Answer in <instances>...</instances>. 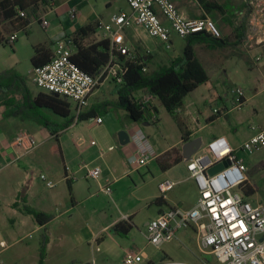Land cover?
I'll return each mask as SVG.
<instances>
[{"label":"rangeland","instance_id":"1","mask_svg":"<svg viewBox=\"0 0 264 264\" xmlns=\"http://www.w3.org/2000/svg\"><path fill=\"white\" fill-rule=\"evenodd\" d=\"M84 2L89 4V9L93 8L104 17L117 14L121 9L129 11L125 0H112L109 9L105 8L103 0ZM224 5L227 9V18H229L233 10L227 3ZM30 21L32 23L30 30L35 39V37L41 36L43 31L37 19L30 17ZM219 24L223 28H220L221 32L226 33L230 30L224 21L219 20ZM17 35L19 52L16 55L17 62L14 70L22 76L30 93L36 95L41 91L35 87L33 82L32 40L23 31ZM146 36L148 47L134 45L131 48L132 56L138 58L144 56L149 60L146 72L155 71L160 65L169 63L168 56L179 57L182 55L186 43L184 39L173 36L172 48L166 50L161 47L160 41ZM12 47L14 46L9 44L0 46V72L4 71L7 63L10 62L13 54ZM149 49L163 56L162 59L155 57L156 55L152 56ZM248 49L251 50V53L243 56L239 51L236 52L237 49L221 48L223 53L221 55L223 57L228 55V59L223 61L227 66L226 73L221 71L212 73L206 68L210 75V82L201 85L194 93L188 94L180 109V116L185 119L186 125L191 131H196L204 126L197 136L204 143L201 152L209 154L210 157L212 155L207 143L209 140L211 141L213 135H226L233 147H240L259 129H264L263 63L255 62L257 56L264 60V54L255 52L253 46H249ZM197 55H200L199 47ZM236 87L244 91L247 99L240 109L233 107L234 99L231 90ZM98 89L96 97L101 101L104 99L109 101L103 108H95L96 117L99 116L104 122L98 125L94 121L95 118L77 121L68 130L73 129L75 137L82 138L87 144L95 141L102 152L113 154L111 164L103 165L102 161L98 159L93 163L102 164L105 171L112 165L119 167L123 149L116 143L115 136L109 130L108 125L111 121H115L121 125L120 131H125V129L128 131V127L125 126L127 118L124 120L123 112L117 109L111 100L115 95V84L106 80ZM218 96L222 101H218ZM216 103L219 107H223L225 104L229 113L213 123H209L205 121V118L212 115L215 107L218 108ZM69 104L70 117H75V106L72 103ZM197 109H200L202 114H198ZM157 110V122L148 123L144 133L151 145L163 148L177 141L180 132L173 117L161 105L157 104ZM40 113L58 127H61L65 122L64 119L50 111L42 109ZM19 126L28 129L30 125L21 122ZM25 129L20 130V133L26 135L32 133ZM51 145L54 146V149L52 152L50 151L52 155L48 158V163L32 165L25 172L30 182L28 191L31 195V205L35 209H39L33 200L35 194L46 198V202H48L45 204L46 209L52 213L53 219L39 229L30 216L21 213L15 218L16 223H9L7 217L2 218L0 220L1 264H123L126 251L143 252L148 256L147 259L138 257L137 264H203L205 261L208 264H220L215 257L203 255L199 251L197 236L190 228L179 230L172 241L164 243L159 248L148 243L146 224L158 217L160 207L165 208L166 206L165 204L159 206L155 203V199L150 198L153 194L160 196L162 194L158 190L160 180H154L152 174L146 169L139 170L113 185L114 189L111 195L102 192L98 181L86 178L85 174L79 175V178L70 187L60 168L59 145L56 140L52 141V144L38 145L29 155L27 154L29 157L26 158L32 159L35 156L37 160L41 153L45 149H49L48 146ZM37 155L39 156L37 157ZM85 161L88 162V160ZM153 166L154 163H151L149 167L153 168ZM106 173L101 175V178ZM22 176L25 178V174ZM41 176H44L45 180L41 179ZM17 179L19 176L15 177V180ZM48 181L54 183L53 188L47 187L46 182ZM14 183L15 191L19 190L23 194L20 184L15 181ZM184 186L185 183L176 186L173 191L166 194L167 197L171 201L183 198L187 195L184 193ZM198 197L197 190L192 194L188 193L183 203V209H187L188 205L194 206ZM262 204L264 207V199ZM124 215H129L133 220L132 229L127 236L121 235L113 227L104 230L111 221Z\"/></svg>","mask_w":264,"mask_h":264},{"label":"built area","instance_id":"2","mask_svg":"<svg viewBox=\"0 0 264 264\" xmlns=\"http://www.w3.org/2000/svg\"><path fill=\"white\" fill-rule=\"evenodd\" d=\"M130 8L129 13L121 12L111 17L108 23L99 22L97 30L103 40L109 42V60L100 72L89 75L78 68L73 62L74 44L71 39H62L55 43L52 59L42 67L34 69L33 82L42 92L54 94L75 106L76 119L86 112L89 98L106 80L115 85H121L127 72L125 61L134 59L127 44L124 31L127 28H142L146 34L160 41L166 50L172 48V38L186 37L205 33L214 40L222 39V33L215 21L209 17H189L185 15L173 0H125ZM249 13V31L246 38L247 46L264 44V0H243ZM72 15L76 10L72 9ZM25 17L23 11L19 12ZM40 24L47 28L49 22L42 18ZM17 39L13 34L8 40L12 45ZM233 107L240 109L245 103L244 91L236 87L231 90ZM139 105L148 107L155 98L150 94L135 96ZM219 110L215 109L214 114ZM95 123L100 125L103 120L95 117ZM155 121V118L152 119ZM145 134L139 130L134 135L142 147L138 154L130 158L129 163L137 167L146 166L154 156L151 150L144 146ZM39 142L34 136L19 135L12 147L21 149L24 154L31 153ZM94 141L91 146H95ZM209 154L201 150L187 161V171L194 180L198 190V200L194 208L185 210L180 207L170 208L158 215L147 224V241L159 248L164 243L172 241L179 230L193 229L197 236L199 251L203 255H211L220 264H264V207L247 200L243 188L247 181V168L244 162L237 158L235 151L219 138L208 145ZM264 148V129L259 130L240 149L247 154H253ZM104 152H99L103 158ZM228 162L220 171L211 174L214 166ZM79 170L85 172L88 179L99 180L103 173L102 166L82 164ZM69 173L70 168L65 167ZM41 179L45 180L44 176ZM48 188L54 183L46 182ZM112 182L106 181L101 191L111 195ZM175 183L166 180L159 184L160 192L165 195L171 191ZM138 257L147 259L141 252L126 251L123 264H137Z\"/></svg>","mask_w":264,"mask_h":264},{"label":"crops","instance_id":"3","mask_svg":"<svg viewBox=\"0 0 264 264\" xmlns=\"http://www.w3.org/2000/svg\"><path fill=\"white\" fill-rule=\"evenodd\" d=\"M84 1H89V0H58V1L51 0L49 7L46 10H44V12L39 13L40 19H38V22H39V26L41 27L43 31V34H41V36L35 37L34 39V35L31 33V30H30L32 23L23 31L32 40V46H31L32 53H33V47L37 45L47 46L49 47L50 51L53 53L55 43L59 40L68 38V39H76V43L73 49V53L75 54L77 51L76 46L86 47V46L95 44L97 42L103 41L102 34L100 33L99 30H97V25L99 22L108 23L112 16L117 15L121 12H125V13L130 12V8H129V11H125L124 9H121V11H119L117 14H113L110 17H104L98 14L93 8L89 9L88 8L89 4ZM173 1L177 4L178 8L185 15L189 17H201L203 15H206L205 10L201 7L198 0H173ZM210 1H216L223 6H225L224 4L227 3L230 6V8L233 10V13L230 15L229 18H227L228 15H227L226 8H225L226 13L224 16L217 15V14H207L206 15L207 17H211V18H213L214 16L215 22L218 25H220L219 20L230 21V25L225 23L229 27L230 30L227 31L226 33L221 32L223 33L222 38L227 41V46H223L221 48H228V49H233V50L237 49L236 52L239 51L241 55L243 56L249 55L251 53V50L248 49V46L246 43V38H247L246 36L249 31L248 27H249L250 20L248 19V22L246 25V34L244 36L243 41H238V36H240V34L238 35L235 31V27L237 26L238 22H240V20L242 19L244 15V12H243L244 9L242 6V4H244L243 0H221V1L220 0H210ZM103 4L106 9H109L112 5V0H103ZM72 9L76 10L75 15L71 14L70 11ZM42 18L46 19L49 22V25L47 28H43L41 26L40 20ZM7 27H8V23L0 24V31L2 35L3 33H5L4 32L5 29L11 28V26L9 28ZM220 28L223 29L221 25H220ZM88 29H92V30H88ZM80 30H83V33L78 35ZM5 31H8V30H5ZM18 33L19 32H12V34H16V35ZM124 35H125L127 44L130 47V49L134 47V45L140 46V47H144V46L148 47L146 45V37H147L146 35L147 34L142 28H127L124 31ZM17 41H18V35H17V39L12 44L14 46L12 47L13 54L11 55L10 62L7 63L4 71L9 70V69H14L16 66V62H17L16 55L19 52V43H17ZM15 44L17 45L15 46ZM160 44H161V47L165 48L161 42ZM198 47L200 49L199 56L197 55ZM253 47L255 49L254 50L255 52L264 54V44L253 45ZM221 48L216 47L214 44L211 46L204 45V44L195 46L196 56L199 59V61L202 63L203 67L205 68L209 76L208 82H210L211 79H210V75L207 69H209L212 73H215V72L219 73L220 71L223 73H226L227 71V66L224 64L223 61H226V59H228V55L227 56L225 55V57H223L221 55L223 54L222 51L220 50ZM150 53L152 54V56L156 55L155 57H160L161 59L163 57L160 54L155 53L152 50H150ZM174 58L176 57L168 56L169 61H171ZM145 60H147V58ZM255 62L257 64L260 62L263 63L262 71L264 74V60L262 59V57L258 58L257 56ZM167 64H162L159 67L163 65H167ZM198 88L196 90H198ZM196 90H194L192 93H194ZM98 92H99V89H96L90 96L89 106L86 112H88L91 109L98 108V107L103 108L104 105L107 102H109L107 99H104L101 101L98 97H96ZM114 93L115 95L111 100L114 103H116V101L118 100L116 89ZM145 94H146L145 91H139L135 94V96L138 97V96H142ZM11 99H13L12 100L13 104L9 105L10 104L9 101ZM92 100L93 102H91ZM218 101H222L220 96H218ZM246 101L247 99L245 98V103ZM21 103H22V98L20 97V95L14 96L10 94V92L0 91V196L3 195V197L0 198V220H2V218L4 217H7V221H9V223H16L15 218L18 217L19 213H21L18 209L13 208V205L16 202L18 204H22V200H24L23 203H25V205H28L34 208L31 205L32 202L30 200V196H31L30 191H28L30 188V182L27 179L25 171L29 170L30 166L38 164V163L47 164L49 161L48 158H50L51 157L50 155H52L50 154V151L52 152V150L54 149L53 145L48 146L49 149L48 148L45 149V151L41 153V156L37 158L36 160L35 156L32 159L26 158L29 156H27V154H24L21 149H16L12 147V142L19 135L24 134V133H20V130L25 129L22 126H19V123L21 122L23 124L28 123L30 125L28 129H25V130H29L30 132H32V133H29L28 135L34 136V138L39 142V145L41 144L47 145V143L52 144V141L54 142L55 140L58 142V145H59L58 155L60 157V162H59L60 168L63 172V176L67 184H69L70 187L72 186V183L75 182L79 178V175L85 174L84 171L79 170L80 166L82 164H89V165L92 164V166H95V165L102 166V169H103L102 176L104 173L107 172L103 178H100L97 181L101 189V187L106 184V181L110 180L112 182L111 184L112 193L114 189L113 185L118 184L125 177H128L135 172H139V170H142V169H146L147 172L152 174V177L154 180H160L159 184L166 180H170L175 183V186H174L175 188L176 186L185 183V186H184L185 195L186 194L188 195V193L192 194L197 190L194 180L190 177V174L187 171V162L185 161L184 158L181 163L173 166L171 169H169L166 172L160 171L155 161V159L159 155L163 154L169 149H172L174 147H180L182 149L183 144H185L186 142L183 141L181 133L177 141L163 148L157 145H151L148 139H146L144 146L149 148L154 156L152 157V159L149 160L146 166L137 167L135 165H131L129 163L130 158L138 154L139 148L142 147L136 140H134V135L139 130H141L144 133L145 129H147L148 123H143V124L135 123L131 121L129 118H127L125 112L122 111L124 120L127 118V120H125V126L128 127V131L126 129L125 131L130 136V142L125 146L119 145L117 134L121 130L122 127L115 121H111L110 124L108 125L109 130L111 131L113 136H115V141L118 144V146L123 147L122 154H121L122 159H121V162L119 163V167H117L116 165H112L110 167H107L104 171L103 165L105 164L107 165L108 163L111 164L113 160L112 153L110 154L104 153L103 158H100L99 152L101 150L99 149L97 143L94 141L96 143L95 146H91L92 141L90 142V144H87L86 141L83 140L82 138L75 137V133L73 132L74 131L73 129L72 130L67 129L65 131L52 134L49 130H47L45 127L40 125L39 123L40 121L34 118H31L30 116L31 113L27 109L24 111L23 117L15 116V114L18 113L17 104H21ZM224 103H225V100H224ZM157 104L161 105L159 101L155 99L152 105L153 107L157 108ZM216 104L218 107L217 109L220 112V116L217 117V115L214 114V110L216 109L215 107L213 109L212 115L207 116L205 118V121L209 123H213L220 117L225 116L229 113L227 111V106L225 104L223 105V107H219L218 103ZM180 111L181 110L178 111L179 114H180ZM197 113L202 114L200 109H197ZM211 118H216V119L213 121H210ZM156 121L157 119H155V121H152L151 119L149 123H156ZM203 128L204 126L200 127L196 131H191L189 129L191 132V134L189 135L190 137L189 141L196 139V138L201 139L200 137L197 136V133ZM219 138H223L226 141V143L235 151V155L237 156V158L242 160L244 164L246 165L247 181L245 183V187L243 188V193L246 196L247 200L253 204L263 205L262 200L264 199V148L253 154H247L240 149L241 146L233 147L231 143L229 142V139L227 138L226 135H220V136L213 135L211 137V141L209 140L207 144L209 145L211 142ZM203 145L204 143L202 140V146ZM38 156L39 155H37V157ZM97 159L101 160L103 165L93 164L95 163V161H97ZM85 160H88V162ZM151 163H154L153 168L149 167ZM66 166L70 168L69 173L65 172ZM24 174H25V178H23L22 176ZM16 176H19V179L15 180ZM14 181L20 184V188H23L22 189L23 194H21L19 190L15 191ZM159 184H158V190H159ZM174 188L171 191H173ZM246 192H249V195H246ZM160 194L162 193L160 192ZM166 194L165 195L162 194V196H160L159 194H153L150 197L152 198V200L157 199V198H162L164 200V204L166 207L165 208L160 207L158 215L162 212L167 211L170 208H174V207H180L182 209L184 208L183 203H184L185 198H187V195L183 196V198L177 199L176 201H171L167 197ZM33 200L35 204H37L36 206H39L38 207L39 209H36L37 211H41L47 214H52L50 211H47L48 209H46L47 207L45 204L48 203L46 202V198L35 194V196H33ZM195 205L194 206L188 205L187 209L185 208V210L192 209L195 207ZM26 216H29V215H26ZM31 218L33 219V217ZM129 218H131V221L133 222L132 217H130L129 215H124L121 218L111 221L104 228V230L114 227L119 222L127 221ZM33 221L35 224H37L34 219ZM44 226L38 225V228L41 229ZM191 230L195 234V231L193 229ZM196 240H197V237H196ZM206 256H211V255L208 254ZM203 264H208V263L207 261H205Z\"/></svg>","mask_w":264,"mask_h":264},{"label":"trees","instance_id":"4","mask_svg":"<svg viewBox=\"0 0 264 264\" xmlns=\"http://www.w3.org/2000/svg\"><path fill=\"white\" fill-rule=\"evenodd\" d=\"M201 7L207 14H217L224 16L226 13L225 6L216 1L198 0ZM51 3V0H0V24L8 23L11 28L8 31L1 33L0 31V46L8 45V40L12 36V32H22L30 24V17L40 19V11L44 12ZM244 15L240 22L235 27L238 36V41H243L246 34V25L249 19V10H246L245 4H242ZM23 11L25 17H21L19 12ZM27 12V13H26ZM203 15L202 17H207ZM215 21V17L212 18ZM224 21V20H223ZM216 23V22H215ZM230 25V21H224ZM217 24V23H216ZM220 29V25L217 24ZM92 30V29H88ZM80 30L79 34H82ZM75 45L76 39H71ZM185 46L182 55L172 59L167 65L159 67L153 72H146L149 60L142 56L125 61L127 72L123 78L121 85H115L118 100L115 103L117 109L125 112L127 118L131 121L143 124L149 123L151 119H157V108L150 105L148 107L141 106L135 99V94L139 91H145L147 94L152 95L159 101L161 106L173 117L184 142L190 140L191 134L185 119H183L178 111L183 105L186 96L196 90L199 86L208 83L209 76L203 67L202 63L196 56V45H215L216 47L227 46L225 39L214 40L205 33H197L186 37ZM77 51L72 57V62L85 73L95 76L105 66L109 60V42L106 40L97 42L90 46H76ZM33 56L31 64L33 69L39 68L47 64L53 56L49 47L37 45L33 47ZM0 91L10 92L16 96L20 95L22 103L17 104L18 113L15 116H24V111L27 109L31 113V118L40 121V125L49 130L52 134L65 131L69 129L77 121H86L96 117V110L91 109L88 112L70 117L71 109L70 104L54 94H47L39 92L36 95L30 93L24 79L14 69L5 70L0 73ZM13 99L9 102L12 105ZM47 110L54 115L64 119V124L58 127L56 124L49 122L41 113L40 110ZM220 116V112L216 114ZM216 118H211L210 121ZM157 122V121H156ZM57 128V129H56ZM156 164L160 171L166 172L173 166L183 161V153L180 147H174L159 155L156 159ZM249 195V192H246ZM17 202L13 208L18 209L21 213L33 217L39 226L48 224L52 219V214H47L41 211ZM157 205H163L162 198L155 199ZM132 221L129 218L127 221L117 223L113 228L123 236L132 229Z\"/></svg>","mask_w":264,"mask_h":264},{"label":"water","instance_id":"5","mask_svg":"<svg viewBox=\"0 0 264 264\" xmlns=\"http://www.w3.org/2000/svg\"><path fill=\"white\" fill-rule=\"evenodd\" d=\"M117 138H118L119 145L121 146H125L130 142V136L124 130L118 132ZM201 148H202V140L199 138L193 139L183 144L182 153H183V158L185 159V161L186 162L189 161L193 155H195L196 153L200 151ZM227 165H228L227 161L222 162L214 166L213 168H211L209 172L211 174H214L220 171L224 166H227Z\"/></svg>","mask_w":264,"mask_h":264}]
</instances>
